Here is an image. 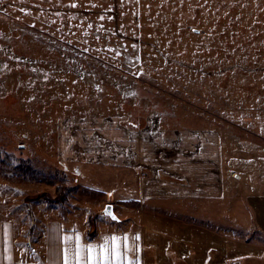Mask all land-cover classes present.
Segmentation results:
<instances>
[{"label": "rangeland", "instance_id": "rangeland-1", "mask_svg": "<svg viewBox=\"0 0 264 264\" xmlns=\"http://www.w3.org/2000/svg\"><path fill=\"white\" fill-rule=\"evenodd\" d=\"M214 133L218 195L179 197L192 177L162 163ZM0 219L27 244L52 220L143 230L146 264H264V0H0Z\"/></svg>", "mask_w": 264, "mask_h": 264}, {"label": "crops", "instance_id": "crops-1", "mask_svg": "<svg viewBox=\"0 0 264 264\" xmlns=\"http://www.w3.org/2000/svg\"><path fill=\"white\" fill-rule=\"evenodd\" d=\"M197 140L198 144H196ZM221 145L222 142L219 136L215 138V133L202 136L201 140L197 139L195 134L185 137L184 149L192 151L194 156L187 158L178 154L176 156L179 158H167L168 161L162 163L169 172L173 170L192 177L188 178L186 183L178 184V187L181 186L178 189L185 190V195L180 191L174 192L176 195L189 198L218 195L219 184L221 185L222 182ZM150 150L154 152L152 147ZM150 156L152 158L149 164H158V160L153 158L152 154ZM236 173L233 170L231 176L233 177ZM158 181L155 183H161L160 180ZM174 188L176 189L175 186ZM140 197L141 199L147 197L145 191L140 194ZM120 221L121 219L117 222ZM36 230L37 232L34 233L36 236L32 238V242L30 240V244L23 243L24 237L20 229L17 230L13 223L0 219V264H65L66 261L67 264H91L88 252L90 246L95 250V264L147 263L146 254H144L143 230L115 227L91 235L73 227H64L61 222L52 220L47 223H38ZM113 237L116 238L115 243L112 240ZM26 240L29 242L28 238ZM114 254H118L119 258H114ZM105 256L107 260L103 258ZM180 258L182 263L186 264V261H189L190 264L191 262L187 255ZM211 261L214 263L213 260ZM160 262L164 264L165 260ZM237 264H242V261H238Z\"/></svg>", "mask_w": 264, "mask_h": 264}, {"label": "trees", "instance_id": "trees-1", "mask_svg": "<svg viewBox=\"0 0 264 264\" xmlns=\"http://www.w3.org/2000/svg\"><path fill=\"white\" fill-rule=\"evenodd\" d=\"M134 124H136V123H134ZM138 125H140V124H138ZM16 170H19V171H21L24 174H32V175L36 174L37 175L38 173H40V171L36 167H33V160H31V159H23V158L20 159L19 163H18V165L16 167ZM59 192L60 193L61 192L64 193L66 197L62 198V199L55 198L54 200L51 201V203L59 204V201H60V203H62L61 205H63V202L67 201L68 195H69L68 191L65 188L64 189H59V191L56 192L57 196H60Z\"/></svg>", "mask_w": 264, "mask_h": 264}, {"label": "built area", "instance_id": "built-area-1", "mask_svg": "<svg viewBox=\"0 0 264 264\" xmlns=\"http://www.w3.org/2000/svg\"><path fill=\"white\" fill-rule=\"evenodd\" d=\"M148 122H149V124H148ZM147 122V124L148 125H144V126H140V130H138V131H144L145 130V128H147V129H153L154 130V127L151 125V119H149V121ZM137 126V125H136ZM136 128H138V127H136ZM137 131V132H138ZM155 131V130H154ZM153 131V132H154ZM156 136L157 135H155V134H153V135H151V141H152V143H153V145L156 147V149H159V148H162V149H159V150H162V151H164V150H169V151H171V149H174L175 151H176V149L178 148V146L180 145V144H178V143H180V142H177L176 140H166V138L164 137V141L163 142H160V140H158L157 138H156ZM166 141H170V142H174V146H171V145H167V142ZM165 145V146H164Z\"/></svg>", "mask_w": 264, "mask_h": 264}, {"label": "water", "instance_id": "water-1", "mask_svg": "<svg viewBox=\"0 0 264 264\" xmlns=\"http://www.w3.org/2000/svg\"><path fill=\"white\" fill-rule=\"evenodd\" d=\"M105 215L109 216L111 219H113L114 221H118L120 218L118 217V215L115 212V208L114 205H108L105 209ZM238 262H235L234 264H237Z\"/></svg>", "mask_w": 264, "mask_h": 264}, {"label": "snow or ice", "instance_id": "snow-or-ice-1", "mask_svg": "<svg viewBox=\"0 0 264 264\" xmlns=\"http://www.w3.org/2000/svg\"><path fill=\"white\" fill-rule=\"evenodd\" d=\"M112 240L115 243L116 238L113 237ZM94 251H95L94 248L90 246L89 249H88V252H89V260L91 261V264H95V260H96V257L94 255ZM103 258L105 260H107V256H105ZM114 258L118 259L119 258L118 254H114ZM65 264H67V261L65 262Z\"/></svg>", "mask_w": 264, "mask_h": 264}, {"label": "bare ground", "instance_id": "bare-ground-1", "mask_svg": "<svg viewBox=\"0 0 264 264\" xmlns=\"http://www.w3.org/2000/svg\"><path fill=\"white\" fill-rule=\"evenodd\" d=\"M105 211V210H104Z\"/></svg>", "mask_w": 264, "mask_h": 264}]
</instances>
